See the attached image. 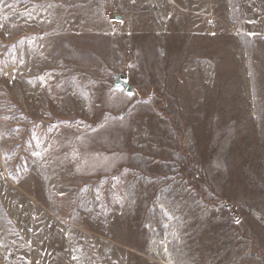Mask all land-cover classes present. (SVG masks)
Segmentation results:
<instances>
[{"label": "rangeland", "instance_id": "1", "mask_svg": "<svg viewBox=\"0 0 264 264\" xmlns=\"http://www.w3.org/2000/svg\"><path fill=\"white\" fill-rule=\"evenodd\" d=\"M0 264H264V0H0Z\"/></svg>", "mask_w": 264, "mask_h": 264}, {"label": "water", "instance_id": "2", "mask_svg": "<svg viewBox=\"0 0 264 264\" xmlns=\"http://www.w3.org/2000/svg\"><path fill=\"white\" fill-rule=\"evenodd\" d=\"M113 18L120 19L121 16L117 13H113ZM125 74L120 73L116 74L114 77L113 86L116 88H123L126 94H132L133 93V87L125 81Z\"/></svg>", "mask_w": 264, "mask_h": 264}]
</instances>
